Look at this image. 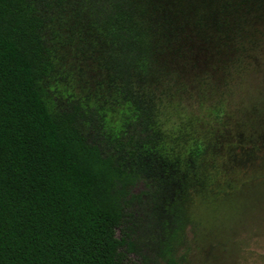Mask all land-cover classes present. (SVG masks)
<instances>
[{
	"label": "trees",
	"instance_id": "16d2710c",
	"mask_svg": "<svg viewBox=\"0 0 264 264\" xmlns=\"http://www.w3.org/2000/svg\"><path fill=\"white\" fill-rule=\"evenodd\" d=\"M83 2L129 111L96 142L83 106L59 109L46 88L53 62L36 0H0V264H123L138 251L116 229L138 211L161 207L177 226L188 195L211 182L220 154L212 122L225 110L217 102L173 122L167 98L184 89L191 54L206 46L217 56L211 70L228 75L264 23V0Z\"/></svg>",
	"mask_w": 264,
	"mask_h": 264
},
{
	"label": "rangeland",
	"instance_id": "374dc122",
	"mask_svg": "<svg viewBox=\"0 0 264 264\" xmlns=\"http://www.w3.org/2000/svg\"><path fill=\"white\" fill-rule=\"evenodd\" d=\"M36 2L46 19L42 34L53 62L45 85L57 108L79 103L87 113L83 131L90 140L114 136L129 111L106 63V39L83 0ZM252 29L228 75L211 70L217 56L204 44L189 56L184 89L174 86L175 96L167 98L173 108L166 102V111L175 122L177 112L205 116L222 103V121L212 122L220 151L217 167L208 188L188 195L177 226L159 207L138 211L116 229L138 251L126 252L123 264H144L142 255L149 264H166L169 256L180 264H264V23ZM201 81L217 89L207 91Z\"/></svg>",
	"mask_w": 264,
	"mask_h": 264
}]
</instances>
